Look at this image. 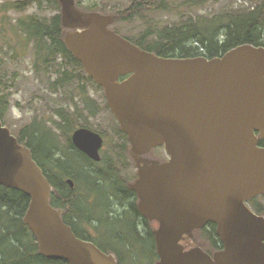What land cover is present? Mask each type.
<instances>
[{"label":"water","instance_id":"1","mask_svg":"<svg viewBox=\"0 0 264 264\" xmlns=\"http://www.w3.org/2000/svg\"><path fill=\"white\" fill-rule=\"evenodd\" d=\"M63 42L104 89L131 144L139 211L158 223L157 264H264V216L248 202L264 195V46L240 45L222 57L164 58L111 27L117 18L58 0ZM72 143L100 162L103 137L78 128ZM164 147L168 161L144 158ZM71 188L72 179H67ZM0 185L24 193V223L39 253L68 264H118L114 254L80 239L51 205L54 187L0 119ZM209 223L223 249L213 256L182 241Z\"/></svg>","mask_w":264,"mask_h":264},{"label":"trees","instance_id":"2","mask_svg":"<svg viewBox=\"0 0 264 264\" xmlns=\"http://www.w3.org/2000/svg\"><path fill=\"white\" fill-rule=\"evenodd\" d=\"M49 1L58 11L51 23L48 24L40 18H30L21 20L18 26L28 34V40L34 44L35 70L55 69L56 73L61 72V77L53 84V88L63 87L76 79L74 72L70 71L71 68L79 72V77L85 83L103 90L86 74L82 64L66 48L63 42L65 29L61 23V6L58 0ZM203 1L187 0L178 4L176 0H132L127 8L119 10L117 16L114 15L117 18L115 24L133 23L141 19L144 21V28L138 34L126 36L121 35L118 28L113 30L141 49L164 58L213 59L222 57L243 44L264 46V0H256L253 7L241 6L214 16L190 11L193 8L199 10ZM33 2L41 3V0L21 2L16 8L24 9L25 5H31ZM76 5L83 11L97 10L86 8L77 1ZM100 12L106 14L107 11L101 9ZM160 13L175 15L177 20L156 21L154 17ZM3 43L5 45L0 44L1 120L9 107L16 75L14 72L10 75V63L3 54L8 42ZM14 57L15 55H12L11 59ZM59 61L61 63L58 64ZM56 64L57 68H54ZM105 105L108 108L107 104ZM58 116L61 124L57 125V129L61 132L68 134L79 127H85L79 123L78 116L74 118L64 112L58 113ZM119 133L126 139V144L130 145L121 129ZM17 138L21 144L32 150L34 159L54 187L51 205L63 210L64 222L80 239L93 242L106 253L114 252L118 264H123L124 260L125 264H130L129 261L133 262L141 256L143 259H151L152 264L159 261L154 236L157 223L150 221L139 211L138 196L129 188V180L124 176L119 163L106 161L104 157L100 163L92 161L74 147L70 138V150L60 152L57 134L42 122L36 121ZM260 146L264 147V139L260 140ZM67 176L74 181V188L67 183ZM101 197L106 199L105 204L98 202ZM113 199L125 207L123 212L113 211ZM251 201L253 206L250 208L256 214L264 216V207L256 201ZM29 203L30 199L24 193L0 185V264H68L64 260L48 259L39 253L38 241L29 226L24 223ZM112 222L121 224L120 235H116V240L106 237L101 239L99 231L109 228ZM139 222L144 224L143 230L140 229ZM90 229L95 231L98 240L88 234ZM202 232L209 236L208 240L216 250L223 249L215 224L209 223L205 228L195 231L194 236ZM182 244L186 249L201 246L194 238H186Z\"/></svg>","mask_w":264,"mask_h":264},{"label":"rangeland","instance_id":"3","mask_svg":"<svg viewBox=\"0 0 264 264\" xmlns=\"http://www.w3.org/2000/svg\"><path fill=\"white\" fill-rule=\"evenodd\" d=\"M26 1L28 0H0V44H4L3 41L8 42V45L4 47L3 54L10 63V75H12V72L16 74L15 87L11 90L9 107L2 119L3 124L16 137H20L24 130L28 129L36 121L42 122L57 134L58 146L60 152L63 153L70 150L69 138L72 142L74 131L67 134L57 129V125L61 124L58 113H69L74 118L78 116L80 118H78L79 123L85 126L84 128L104 135L105 145L102 157L106 161L113 160L115 161L114 163H119V167L122 169L127 180H129L128 185L130 186L136 178L137 170L129 154L130 145L126 144V139L119 133L120 126L105 105L106 97L104 90L97 89L90 83H85L79 77V72L71 68L70 71L74 72L76 79L63 87L53 88V84L61 77V72L56 73L55 69L50 71L44 69H41V71L35 70L36 56L34 44L28 40V34L18 26L21 20H29L30 18H40L49 24L51 23V19L58 14V11L54 9L49 0H41V3L33 2L31 5H25L24 9L16 8L18 4ZM76 1L86 8L97 9L95 11L99 12L103 9L107 11L106 14L116 16L119 10L127 8L132 3V0ZM176 1L179 4L187 0ZM255 2L256 0H204L199 10L193 8L190 11L193 13L198 11L200 15L214 16L226 10L240 8L241 6L253 7ZM154 18L159 22H174L177 20L175 15H164L162 13L155 15ZM117 28L123 36L138 34L144 28V21L137 19L133 23H121L112 26V29ZM12 55H15L14 59H11ZM54 68H57V64ZM72 151L75 152L76 150ZM166 154L165 149L161 147L155 149L151 155L154 158L156 157V159H167ZM120 155H122L121 159ZM67 178L69 177L67 176ZM105 201L106 199L103 197L98 200L100 204H105ZM253 201L264 207L263 195L254 198ZM252 203L250 201L248 205L251 207L253 206ZM112 209L115 212L121 213L125 210V207L117 201L114 202L113 199ZM141 222L143 223V221ZM141 222L138 224L139 226L141 225L140 229L143 230L144 224ZM121 228V224L112 222L109 228H102L99 231V235L101 239L106 237L116 240L115 237L117 234L120 235L119 231ZM89 231L88 234L92 235L91 238L98 240L95 231L92 229ZM208 237L205 232L195 235L194 239L201 243V246L197 247L211 253L215 252L216 249L209 242ZM108 250L113 252L110 247ZM129 262L130 264H152L151 259L146 257L143 259V256L133 260V262ZM157 262L155 261L154 264H157ZM123 264H125V260Z\"/></svg>","mask_w":264,"mask_h":264},{"label":"flooded vegetation","instance_id":"4","mask_svg":"<svg viewBox=\"0 0 264 264\" xmlns=\"http://www.w3.org/2000/svg\"><path fill=\"white\" fill-rule=\"evenodd\" d=\"M105 104H107V101H106V103ZM107 106H108V104H107ZM109 111H110V113L113 115V117L115 118V120H116V122L118 123V121H117V119H116V117H115V115L113 114V112L111 111V109H110V107L108 106V108H107ZM118 125H119V123H118ZM120 126V125H119ZM81 128H84V127H81ZM121 129V128H120ZM98 133V132H97ZM102 137H103V140H104V144H103V147H102V149H101V151H100V153H101V157H102V151L104 150V145H105V137H104V135H102L101 133H99ZM125 134V133H124ZM126 135V134H125ZM127 136V135H126ZM127 140H128V137H127ZM129 142V141H128ZM130 143V142H129ZM130 148H131V144H130ZM161 148V147H160ZM162 148H164V147H162ZM165 149V148H164ZM155 149H153L148 155H145L144 156V158H146V159H148V160H155V161H158V162H160V163H163V162H165V161H168V159H169V155L168 154H166L167 155V159H162V158H158V159H156V157L154 158V157H152V153H153V151H154ZM84 154V153H83ZM129 154H130V149H129ZM87 156V155H86ZM130 156H131V154H130ZM88 157V156H87ZM131 158H132V156H131ZM90 159V158H89ZM132 160H133V162L135 163V161H134V159L132 158ZM93 161V160H92ZM101 162V161H100ZM100 162H96V163H100ZM135 167H136V165H135ZM136 170H137V167H136ZM137 172H138V170H137ZM137 172H136V178L134 179V182L136 181V179L138 178V174H137ZM69 179V178H68ZM133 182V183H134ZM132 184V183H131ZM129 188H130V186H129ZM131 189V188H130ZM133 191V190H132ZM134 192V191H133ZM136 193V192H135ZM137 194V193H136ZM138 196V195H137ZM138 203H139V198H138ZM138 203H137V206H138ZM157 223V222H156ZM157 228H158V223H157ZM221 250V249H220ZM220 250H216L215 252H217V251H220ZM208 254H210L211 256H213L214 254H215V252H208V251H206Z\"/></svg>","mask_w":264,"mask_h":264}]
</instances>
